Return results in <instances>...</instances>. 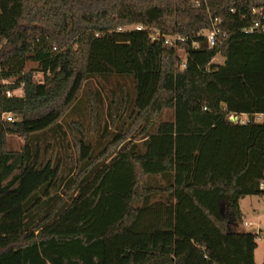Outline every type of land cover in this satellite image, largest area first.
<instances>
[{
    "label": "trees",
    "instance_id": "obj_1",
    "mask_svg": "<svg viewBox=\"0 0 264 264\" xmlns=\"http://www.w3.org/2000/svg\"><path fill=\"white\" fill-rule=\"evenodd\" d=\"M260 7L0 0V264H258L264 230L239 228V202L264 195V121L253 118L264 113V32L244 31ZM215 17L223 35L210 48L199 33ZM128 24L145 29L117 30ZM175 34L187 41L165 44ZM218 55L224 62L212 63ZM112 75L131 77L133 100L123 90L100 109L90 93L88 128L74 122L76 148L54 154L46 139L66 135L62 119L83 104L87 82ZM165 108L173 120L155 124ZM231 113L253 119L234 123ZM91 131L113 133L109 146L95 148ZM10 134L23 138L20 150L7 149Z\"/></svg>",
    "mask_w": 264,
    "mask_h": 264
},
{
    "label": "rangeland",
    "instance_id": "obj_2",
    "mask_svg": "<svg viewBox=\"0 0 264 264\" xmlns=\"http://www.w3.org/2000/svg\"><path fill=\"white\" fill-rule=\"evenodd\" d=\"M179 55L182 61L185 60L186 54L183 49H179ZM224 60L225 59L223 57L218 55L213 59L212 63L221 64L224 62ZM37 66L38 64L36 62H28L25 68V71L34 70L35 81L43 82L44 74L40 70L36 69ZM10 80L12 81L14 79H10ZM123 90H125L126 93L128 94V97L133 100V96L135 94H134L133 81L131 77L129 78V76L125 77V76L112 75L108 77L107 79H101L99 77L90 79L87 82L86 87H85V96H84L83 104L82 103L79 104L77 108L75 109V111L69 113L62 119V125L64 129L66 130L65 131L66 135H63V134H58L57 136L50 135L46 139V141H49L50 143H52L54 147L56 148L54 151V154H58L64 157L66 155V152L68 151L64 149H63L64 151L62 150L64 146L68 149V145H69L71 150H73V148H76L73 135L76 134L78 138L81 137L82 135L81 133H78L73 127L74 122H77V121L81 122V120H83L88 128V125L91 122V109L93 107L92 104L87 101V100H90L89 98L90 93H93L95 97L97 96V97L104 99V102L103 101L97 102L98 107L102 109L103 105L109 104L108 106L109 107L111 106L109 102L111 101L110 99H112L113 94L115 95L117 102H118ZM18 93L20 94L21 91H18ZM108 106H105L104 115L109 120L108 127L112 126L111 127L112 129H109V130L110 132H117V128L114 127L115 125L111 124L112 121L108 114ZM114 106H117V105L114 104ZM9 115L10 114H7L5 116L8 117ZM173 118H174L173 109L165 108L162 111V113L156 118L155 124L159 123L160 121L173 120ZM71 127L74 130L73 132L71 130L72 129ZM60 137L63 138V140L61 139L58 140V138ZM86 137L88 138L89 141L93 143L95 148L102 149L103 147L107 148L109 146V143L113 139V133L107 132L105 135H103L101 131H91V132H87ZM127 140H130V138ZM23 143H24V140L21 136L16 135V134H10L8 135V139H7V149L10 151H18L21 149V146ZM70 154L73 155L74 152H71ZM154 181L158 183V185L162 184L163 182L162 179H158V178H156ZM251 198H255V197H251ZM263 227H264V224H263ZM259 228L260 227H257V226L251 227V229L255 230V232L257 231V233H260ZM257 242H258V248L256 250V255H257L256 261L258 262V264H262L264 262V238L262 234H260V236L258 237Z\"/></svg>",
    "mask_w": 264,
    "mask_h": 264
},
{
    "label": "built area",
    "instance_id": "obj_3",
    "mask_svg": "<svg viewBox=\"0 0 264 264\" xmlns=\"http://www.w3.org/2000/svg\"><path fill=\"white\" fill-rule=\"evenodd\" d=\"M252 14H253L254 18H253L251 24L244 29L245 33L251 34V33H257V32H264V7L253 8ZM221 23H222L221 19L215 17L212 19V27L207 28V29H203L199 33V34L205 36L210 48L214 47L216 45L220 35H223L222 29L220 27ZM144 29H145V27L141 24H128L125 26L118 27L117 30L118 31H124V30H139V31H141ZM157 35H155L153 38H156ZM164 41H165V44H167L169 46H179L181 42L187 41V37L180 35V34L166 35ZM193 46H197V43H193ZM52 49H53V51H57L58 50L57 45L53 44ZM185 54H186V58H185V60L181 61V64H180V68L182 70L187 68L188 54L186 52H185ZM34 76H35V74H34ZM11 79L15 80L16 78L14 77ZM10 81L5 80L4 82L8 83ZM18 91H21V93L19 94ZM14 94H17L19 96L24 95L23 88L21 87L15 91H11V90L7 91L8 96H12ZM6 118L9 121L14 120L13 114H10ZM253 118H254V121L262 122V121H264V113H255ZM253 118L251 117L250 114H245V113H243V114L231 113L228 116L229 121L234 122V123L239 122L242 124H247V123L251 122V120ZM260 189L264 190V178L260 181Z\"/></svg>",
    "mask_w": 264,
    "mask_h": 264
},
{
    "label": "crops",
    "instance_id": "obj_4",
    "mask_svg": "<svg viewBox=\"0 0 264 264\" xmlns=\"http://www.w3.org/2000/svg\"><path fill=\"white\" fill-rule=\"evenodd\" d=\"M239 203L243 214L242 221L239 224V228L245 231L255 232V230H252L251 227L257 226L260 227V232H262V230L264 229V195L246 196L241 198ZM256 250L255 260L257 256Z\"/></svg>",
    "mask_w": 264,
    "mask_h": 264
}]
</instances>
